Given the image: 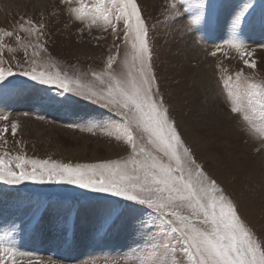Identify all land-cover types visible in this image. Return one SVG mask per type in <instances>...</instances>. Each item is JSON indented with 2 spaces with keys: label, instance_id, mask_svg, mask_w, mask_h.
<instances>
[{
  "label": "rangeland",
  "instance_id": "374dc122",
  "mask_svg": "<svg viewBox=\"0 0 264 264\" xmlns=\"http://www.w3.org/2000/svg\"><path fill=\"white\" fill-rule=\"evenodd\" d=\"M170 2L137 0L149 26L153 67L161 93L198 161L240 203L254 229L264 234V139L230 113L220 79L224 69L228 74L240 69L251 74L253 70L246 68L238 53L227 46L216 56L210 54L229 39L231 13L242 7L244 0H214L221 9L218 21L210 28L193 26L201 29L195 33V39L201 40L199 46L186 33L183 22L174 24L169 17ZM252 3V23L240 38L253 52L251 59L257 62L259 80L264 79V47H260L264 45V0ZM66 8L59 0H0V29L15 32L25 44H43L46 51L41 50L35 57L38 62L55 64L70 77L91 79L92 72L103 70L107 56L115 52L114 46L120 41L111 30L87 28ZM24 19L44 25L38 40L35 35L17 30ZM16 35L3 37L4 44L16 49H5L4 57L19 72L15 65L18 61L23 64L25 53L16 43ZM27 51L31 58L33 48ZM13 56L15 59H11ZM4 115L8 119L0 120V128L7 125L9 131L0 139V153H24L28 158L76 164L119 159L129 151L100 127L120 121L114 112L28 77L16 75L0 85V116ZM41 116L43 119L37 118ZM12 122L19 124L15 136L10 130ZM93 125L94 131L86 130ZM117 201L120 219L110 230L100 228L106 209L117 206ZM129 205L120 198L75 185L0 182V235L13 223L27 222L38 207H47L36 230L27 225L13 237L19 252L31 254L18 255L17 264H135L148 255L149 242L156 237L139 228V218L148 219L146 210ZM69 215L67 226L57 222Z\"/></svg>",
  "mask_w": 264,
  "mask_h": 264
},
{
  "label": "snow or ice",
  "instance_id": "6c2138e0",
  "mask_svg": "<svg viewBox=\"0 0 264 264\" xmlns=\"http://www.w3.org/2000/svg\"><path fill=\"white\" fill-rule=\"evenodd\" d=\"M59 3L66 5V11L87 28L111 30L120 41L114 46L115 52L107 56L103 70L92 72L91 79L70 77L55 64L35 59L41 50L46 51L43 44H25L15 32L0 29V85L20 75L102 105L121 119L101 125V129L125 144L129 151L119 159L76 164L5 151L0 153V182L75 185L130 202L129 207L141 206L148 219L140 217L139 228L156 239L149 242L148 255L135 264H264V234L254 229L240 203L198 161L170 115L153 67L149 26L137 0H59ZM254 7L252 0H244L242 7L231 13L229 39L210 54L216 56L227 46L238 53L246 68L253 70L251 74L244 69L228 74L224 69L220 79L230 113L264 139V79H256L257 62L251 59L253 52L240 38L244 28L252 23ZM220 14V6L214 0H171L169 7L173 23L183 22L197 46L201 40L195 39V33L201 29L193 26L202 24L210 28ZM43 27L24 19L17 30L35 35L38 40ZM261 27L264 28V11ZM13 35L25 53L23 64L18 61L15 65L19 72L4 57L5 49L16 51L3 43L4 36ZM30 46L31 58L27 51ZM7 119L6 115L0 116V120ZM95 127L86 130L91 132ZM18 128V122L11 123L13 136ZM8 131L7 125L0 128V139ZM116 205L106 209L100 228L110 230L120 219L119 201ZM47 211V207H38L27 222L13 223L11 229L0 235V264H17L18 255H31L19 252L13 237L27 225L36 230ZM70 219L69 215L57 222L67 226Z\"/></svg>",
  "mask_w": 264,
  "mask_h": 264
}]
</instances>
